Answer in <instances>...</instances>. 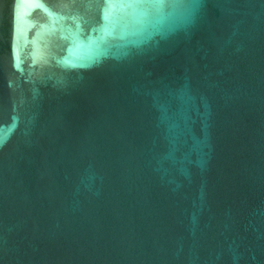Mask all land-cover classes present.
<instances>
[{
  "label": "water",
  "instance_id": "obj_1",
  "mask_svg": "<svg viewBox=\"0 0 264 264\" xmlns=\"http://www.w3.org/2000/svg\"><path fill=\"white\" fill-rule=\"evenodd\" d=\"M0 264H264V0H0Z\"/></svg>",
  "mask_w": 264,
  "mask_h": 264
}]
</instances>
